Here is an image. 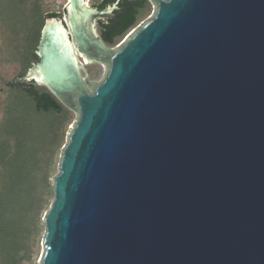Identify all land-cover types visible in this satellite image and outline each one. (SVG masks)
Returning a JSON list of instances; mask_svg holds the SVG:
<instances>
[{"label":"water","instance_id":"obj_1","mask_svg":"<svg viewBox=\"0 0 264 264\" xmlns=\"http://www.w3.org/2000/svg\"><path fill=\"white\" fill-rule=\"evenodd\" d=\"M66 1L24 76L77 115L40 264H264V0H149L115 49Z\"/></svg>","mask_w":264,"mask_h":264},{"label":"trees","instance_id":"obj_2","mask_svg":"<svg viewBox=\"0 0 264 264\" xmlns=\"http://www.w3.org/2000/svg\"><path fill=\"white\" fill-rule=\"evenodd\" d=\"M41 5L40 0H0L2 52L19 62L23 82L38 61L35 51L44 20L61 17L56 12L44 15ZM113 5L112 18L97 23L108 46L149 12L148 0H100L97 8ZM29 83L10 81L0 89V264L30 260L42 212L52 196L49 180L70 111L46 87Z\"/></svg>","mask_w":264,"mask_h":264},{"label":"rangeland","instance_id":"obj_3","mask_svg":"<svg viewBox=\"0 0 264 264\" xmlns=\"http://www.w3.org/2000/svg\"><path fill=\"white\" fill-rule=\"evenodd\" d=\"M40 1L42 4L41 6H42V9L44 11V15H46L47 13L56 12V13L61 14L60 18L63 20V22H67L66 15L64 12V7L66 6V3H67L66 0H40ZM99 2H100V0H86L85 5L87 8H94L96 5L99 4ZM148 3H149V7H148L149 12L144 13V15L139 19L137 25L134 28H132L130 30V32H128V34L131 33L134 29H136L138 26H140L141 24H143L145 21H147L148 19H150L153 16L155 7L149 2V0H148ZM47 18L50 19L52 17H47ZM57 18H59V17H57ZM45 20H44V22H45ZM43 25H44V23H43ZM43 25H42V27H43ZM96 33L99 35L98 26H96ZM126 36L124 38H122L121 40H119L116 44L109 46V47L112 49L117 48L124 41ZM14 44H16V43H14ZM4 46H5L4 36H2V34H0V89L1 88L4 89V84L7 82H10V81L23 83L24 85H29L30 84L29 82H23L22 79H19L18 76H19V72L21 70V66H20L19 62H17V61L13 62L12 60L9 59V57H6L4 55V53L2 52V50L4 49ZM75 56L77 59V63L82 67V68L79 67L82 77H85L86 73H87L86 77L91 82H97L98 83V82H101L103 80V78L106 74V69H107L105 64L99 63V62L85 63L84 57L81 56L80 54H78L76 51H75ZM34 85L42 86L40 84H34ZM76 118H77L76 113L74 111L70 110L69 111V117L66 120L65 125H64L65 127H64V131H63L62 142H61V144H60V146L57 149L56 154H55L54 168H53L50 180H49L50 186L52 188V196L49 199L48 205L46 206V208L42 212V216L40 218L39 231H38V234L35 238L34 245L32 247V254H31L30 260L27 261L25 264H40L41 263V257L44 253L43 239L45 236V227H44V223H43V218H44L45 212L49 209V207L53 201V197H54V195H53V181L52 180H53V177L56 176L59 172V162L61 159L62 149H63L64 145L66 144L67 134H68L71 126L74 124ZM60 134H62V131Z\"/></svg>","mask_w":264,"mask_h":264},{"label":"flooded vegetation","instance_id":"obj_4","mask_svg":"<svg viewBox=\"0 0 264 264\" xmlns=\"http://www.w3.org/2000/svg\"><path fill=\"white\" fill-rule=\"evenodd\" d=\"M92 9H94V10H96V11H101V10H99L98 8H97V5L94 7V8H92ZM106 9V8H105ZM102 10H104V9H102ZM97 23H98V21H97Z\"/></svg>","mask_w":264,"mask_h":264}]
</instances>
